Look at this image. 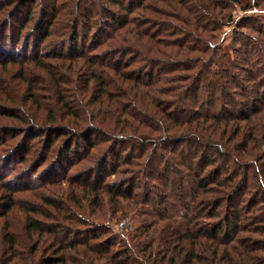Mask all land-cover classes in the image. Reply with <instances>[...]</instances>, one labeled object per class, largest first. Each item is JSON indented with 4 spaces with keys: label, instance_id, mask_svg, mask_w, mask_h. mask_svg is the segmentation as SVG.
<instances>
[{
    "label": "trees",
    "instance_id": "obj_1",
    "mask_svg": "<svg viewBox=\"0 0 264 264\" xmlns=\"http://www.w3.org/2000/svg\"><path fill=\"white\" fill-rule=\"evenodd\" d=\"M29 1L32 7L24 19L19 21L20 30L14 35L18 40L21 32L33 21L37 0ZM58 1L50 0L51 14L43 9L40 11L45 18H49L48 23H43L44 20L39 16L38 25H42L39 29L43 30L37 39L41 43L50 37L59 16ZM80 1L94 3L93 0ZM146 1L132 0L125 3V0H112L113 5H119L131 13L141 9ZM196 1L191 2V6H186V2H178L191 15L187 23L195 22L189 24L191 27H200V23L204 25L207 17L199 16L202 8L212 10L209 2L218 0ZM13 5L9 17H6L7 7ZM17 5H20L19 0L0 2V39L4 36L13 37V33L9 37L3 33L8 27L12 31L17 27H12L9 20L15 16ZM246 5L247 8L251 7V1ZM91 11L94 12L92 6L87 14ZM108 13L112 18V32H105L101 38L92 40V44L96 48L105 46V49L115 50L120 56L115 54L107 63V56L94 59L87 56L86 47L74 52L76 59H90L88 61L92 65L96 62L102 65L88 73L87 86L83 92L95 98L108 97L113 100L118 97L111 92L119 81L117 78L123 79L127 90L119 89L123 93L119 95L117 106L113 109L83 110L82 115L73 118L77 117L74 125L79 127L80 122L87 121L85 114H88V119L94 123L118 131L119 134L111 136V147L118 140L124 142L126 147L115 155V152L112 153L111 161L94 156L97 145L104 138L98 136L97 141L88 143L91 124L81 129L61 126L59 123L46 125L43 126L45 131L40 134H35L37 131L31 130L35 129L34 125L29 124L28 134L33 133V136H24L10 155H18L15 164L29 168L27 155L35 149L36 144H44V151L39 153L36 166L39 169L44 164H50L51 168L37 173L40 175L38 178L36 174H30V169L27 180L25 170L24 176L18 178V181L25 180L28 186H35L33 190L39 189L38 193L31 191V195L44 207L52 208L54 215L26 207L28 202L12 195L21 187L20 183L14 184L0 178L1 187L10 190V194L1 195L4 208L0 216L21 206L27 214V230L32 239L37 234L43 236L45 233L55 237L50 246L51 255L43 257L40 264H264V238L253 236H264V168L259 166L264 164V110H258L256 106V102L264 105V94L259 90L264 87V66L253 62V57L260 56L263 48L253 40V44L248 42L244 50L237 51L238 60H233V55L227 51V54L221 53L218 48L206 50L209 55L207 58H182L187 62L182 64L179 71L182 70L181 76L186 74L187 78L180 76L171 79L168 76L172 72L167 70L174 71L176 64L168 59L159 61V58L151 57L146 49L157 52L159 57H165V50L170 47L192 50L184 46L182 40L165 42L160 38L163 35L160 29L146 31L147 28L140 26V29H135V26L134 31H129V24L132 23L130 16L112 10ZM177 18L183 21L181 17ZM84 24L85 31H90L92 23ZM257 32L259 40L264 41V29H257ZM89 35L90 32L85 34L75 30L70 37L73 48L77 50L79 39L82 37V41L86 42ZM199 43V48L205 45L202 40ZM70 58L76 61L74 56ZM36 62L43 65L39 59ZM164 62L167 64L163 66L164 71L157 73L156 67ZM150 64L154 65V69H146V65ZM109 70L118 77L113 78L111 75V79L107 80ZM91 81L95 82L92 88ZM249 86L255 87L254 92H248ZM236 95L245 99V102L242 104L235 98ZM123 101H127V104ZM4 111L9 112L7 115L20 118L11 110ZM71 114H75L73 110ZM51 117L52 114L48 115L49 120ZM148 129L161 132V135L158 138L147 137ZM25 131L0 137V147L3 145L8 149L4 145L10 141L14 143L18 135L25 134ZM42 137L46 138V145ZM81 139H85V145L80 142ZM80 146H85V153L71 161V156L76 154V147ZM238 148L239 155L236 154ZM4 151H0L1 155L9 150ZM135 151L140 152L135 154ZM148 152L147 160L141 164L140 158L136 157ZM86 161L94 166L87 167ZM14 165L9 169L8 160L0 163V174L9 170L10 174L6 177H10L19 169ZM109 166L111 171L108 170ZM135 167L140 169L135 172ZM112 175L120 176L112 179ZM140 176L148 180L143 182L138 179ZM252 180L259 190L251 186ZM65 184L70 190L66 200L59 198L63 195L53 189ZM42 191L55 197L43 194ZM209 194L213 196L207 198ZM106 196H109L115 211L145 204L150 206L155 216L150 225L146 226L144 222L133 235L127 237L122 248L115 250L110 246L113 241L103 245L104 234L100 230H87L89 221L76 213L72 206L82 207L83 200L99 206ZM32 214L58 220L48 224L35 219ZM76 215L80 218L77 219ZM64 221L79 223L83 228L72 229L64 226ZM7 229L5 243L14 250L17 241ZM34 250H37V245ZM73 253L74 256L71 255ZM25 255L17 257L22 264L25 260L29 263L33 260V256L29 260Z\"/></svg>",
    "mask_w": 264,
    "mask_h": 264
},
{
    "label": "rangeland",
    "instance_id": "obj_2",
    "mask_svg": "<svg viewBox=\"0 0 264 264\" xmlns=\"http://www.w3.org/2000/svg\"><path fill=\"white\" fill-rule=\"evenodd\" d=\"M1 1L7 2V0H0V2ZM19 1L20 5H17L18 10L15 16L9 18L12 24L11 26L17 25V27L14 28L15 30L13 31L8 27L3 33L4 35H8V37L13 33V37L5 38L4 36L0 39V137L10 136L12 134H17L20 130H26L25 134L22 133V135H18L14 143L10 141L4 145L7 146L8 149H5L6 147H3L1 144V152L2 150H5L4 152L7 150L9 151L3 155L0 153V163L8 160L9 169L12 164L14 165L16 163L18 158V155L11 156L10 152H12L16 146L18 147V143H20L24 136H29L30 138L33 136V133L28 134L27 129L29 124L34 125L33 128L35 129L31 130H36L37 132L35 134L44 132L43 126L46 125L59 123L62 124L61 126L65 125L69 128L76 127L77 129H81L91 124L90 129H88V143L97 141L98 136L101 139L104 138L97 145L94 156H101L111 161L112 153L115 152V155L123 151L126 147L125 143H121L122 141L119 140L116 145L111 147V136L119 134L118 131L103 127L97 122L94 123L93 120L88 119V114H85L87 115V121L80 122L79 127L74 125L75 122H77V117L73 118L74 116L82 115L83 110L100 111L109 110L110 107L113 109L117 106L116 101L119 95L123 93L119 89L121 88L124 91L127 90L123 79L117 78L118 76L115 75V72L109 70L107 80L111 79V75L113 78L119 79L118 83L111 89V92L117 94L118 97L109 100L107 99L108 97L95 98L92 95H85L83 90H85L87 86L88 73L91 72L93 68L102 67V65L100 66L99 62L92 65V63L88 61L90 59H76V55L74 54V52H78L81 48L86 47L87 56H91L93 59L107 56L105 60L107 63L115 57V54L116 56L119 55V52L116 53L115 50L105 49L107 48L105 46L96 48V46L92 44V40L101 38L105 32H112V18L108 13L111 12V10L121 13L123 16H130V22L132 23L129 24V26H131L129 31L140 29V26L147 28L146 31L160 29L163 32L160 38L165 42L182 40L184 46L186 45L192 50V52H190L187 49L170 47L165 50V57H159L160 55H158L157 52L146 49L151 57L159 58V61L168 59L171 60L169 62H174V64H176V66H174L176 67L174 71L167 70V72H172L168 76L171 79L178 78L182 75L183 71L179 70L182 64L187 62L184 59L182 60V58H188V56L198 59L207 58L209 55L206 54V50L218 48L221 50V53L227 54V51L233 55V60H238L239 56H237V51L244 50L248 42L253 44V40H256L259 46L263 48L260 56L253 57V62L254 64L264 66V41L259 40L260 35L257 32V29H264V0H250L252 6L248 8L246 4L249 0H239L240 2H234L233 0H218L214 3L209 2L212 5V10H209L207 7V10L204 7L202 8L199 16L207 17V19L204 21V25L200 23V27H191V25H189L195 22L187 23L191 15H189L187 9H182L181 4L178 3L182 1L186 2V6H191V2H197L196 0H147L141 9H135L132 13L128 10H123L119 5H113L114 3L112 0H93V4H87L84 1L79 2V0H59V16L52 27L50 37L44 43H41V41L37 39L43 30L39 29L42 26L38 25L40 22L39 16L44 20L43 23H48L49 18H45L44 13L40 11L43 9L46 12H50L49 14L52 13V11H50V0H37L33 11V21L26 30L21 32L20 40L14 37V35L20 27L19 21L24 19L26 12H28L32 6L29 0ZM131 1L132 0H125V3H130ZM94 4H99L101 6L98 7V5ZM90 6H92L94 12L91 11L92 13L88 12L87 14ZM13 7L14 5L12 7H7L6 17H9ZM210 16L213 17L209 18ZM177 17H181L183 21L179 20ZM86 19H88V21ZM88 22L92 23V27L89 29L90 31L87 32L85 31L84 23ZM135 26L137 27L134 29L133 27ZM1 27L2 25L0 29ZM75 30H80L85 34L90 32V35L86 38V42L82 41L84 40L82 37L79 39V48L77 50L73 48L70 42L71 34L74 33ZM200 40L204 41L205 45L201 44L202 47L199 48ZM200 50H204V52H199ZM70 56H74L76 61H73ZM37 59L41 60L43 65H38L36 62ZM165 64L164 62L162 65L156 67L155 70L158 71L157 73L164 71L163 66ZM136 66L141 65L137 64ZM153 67V64L146 65V69L149 70L154 69ZM234 70L238 72L237 69ZM181 78L186 79V74L181 76ZM91 82L90 87L92 88L95 86V82ZM108 82L112 83L113 81ZM117 85H119V87ZM161 85L164 86L165 84ZM232 89L234 91L236 90V88ZM254 89V86H249V89L247 88L248 92H254ZM97 90L99 91L98 88ZM259 90L260 93L264 94V87H260ZM84 98L86 100H84ZM235 98L240 100L242 104L245 102V99L242 97L236 95ZM123 103L126 105L127 101H123ZM256 106L258 110H264V105L260 102H256ZM143 109L147 110V108ZM4 110H11L15 115H19V119H23V121L19 120L17 117L7 115L9 112L6 111V114ZM72 110L75 113L74 115L71 114ZM50 114H52L51 120L48 118ZM262 117H264V111L262 112ZM108 119L111 120L110 116H108ZM148 130L149 133L145 135L147 137L158 138L161 135V132H155L152 129ZM99 132L101 135H99ZM42 139L46 145V138L42 137ZM80 142L85 145V139H81ZM12 143L13 145H11ZM129 146L131 145L129 144ZM80 147L81 148L76 147V154L71 156V161H75L74 159L83 156L82 154L85 153V146ZM42 148L44 149V144L38 143L35 149L27 155L26 163H29V168H21V165L15 164L14 167L19 168L17 171L10 177H6L10 174V171L4 170V172L0 174V178L7 179V181L14 182V184H17V182L20 183L21 187L15 190L12 195L21 201L24 200L28 202V205H25L26 207L37 208L50 215H54L52 214L54 212L52 208L49 206L44 207L36 197L31 195V191L38 193L39 189L33 190L35 186H28L29 184L24 183L25 180L29 179L30 174H36L35 176L38 178L40 175H37V173H42L44 170L51 168L50 164H44L39 169L38 166H36L40 156L39 153L43 150ZM132 148L134 149V147ZM239 149L240 148H238V152H236L237 155L240 153ZM22 150L23 148L21 151ZM139 152L140 151H135V154ZM148 156L149 152L146 153V155L136 157V159L140 158L142 164L147 160ZM85 165L87 167L94 166V164L87 161ZM259 166L261 169L264 168V164L263 166L259 164ZM135 168V172L140 169L139 167ZM81 169L83 168L79 170ZM25 170V180L19 182L18 178L24 176L23 172H25ZM29 170L31 173L28 175L27 172ZM108 170L111 171L110 166ZM119 176L112 175V179L118 178ZM125 176L126 175L123 177ZM252 178L253 176H251V179ZM138 179L143 182L148 180L147 177L143 178V176H140ZM31 182H35V180ZM251 183L252 187L254 186L256 190H259L253 180ZM1 186L2 184L0 183V212L4 208L1 204L3 201L1 200V195L10 194V190L3 189ZM52 186L53 185H51V187ZM53 189L59 191V194L63 195L59 198H64L65 200L70 191L69 188H66V184L59 187L56 186ZM42 193L55 197L46 191H42ZM212 196V194H209L207 198ZM108 198L109 196H106L104 202L99 206L87 200L82 201V207L77 205L72 206L75 207L74 211L76 213L84 216V218L89 221L87 230H100L104 234L103 245L113 241L112 244L110 243V246L115 250L122 248L126 244L127 237L133 235L144 222H146V226L150 225L149 223L152 222L155 216L152 214L150 206L145 204H136L133 205L132 208L126 207L115 211L114 207L112 208L111 206V200ZM126 203L127 202H124L123 204ZM24 210L23 207L16 206L11 211L7 212L5 216H0V264H15V262H17V264H22V262L19 261L20 258L17 257L24 253L29 260L30 257L33 256V260L30 261V263L25 260L24 264H40L43 257L51 255L52 250L50 246L55 237L50 233H45L43 236L37 234V236L32 239V235H30L27 230V214ZM32 215L35 219H41L48 224H52L58 220V218L56 221L53 219L48 220L39 214ZM76 217L77 219L80 218H78L77 215ZM62 224L72 229L81 230V228H83L81 224L73 221H64ZM6 227H8L7 230L10 234H13L16 238L17 246L14 250L9 248L5 243ZM253 236L264 238V236L258 234ZM36 245L37 250L35 251L34 246ZM74 254L75 253L71 255L74 256ZM100 262L104 263V261ZM94 263L96 264V262Z\"/></svg>",
    "mask_w": 264,
    "mask_h": 264
}]
</instances>
